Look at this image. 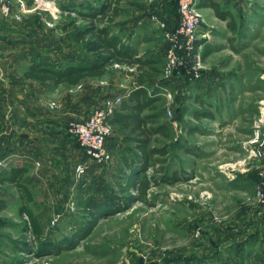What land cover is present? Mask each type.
I'll return each instance as SVG.
<instances>
[{
  "label": "rangeland",
  "instance_id": "rangeland-1",
  "mask_svg": "<svg viewBox=\"0 0 264 264\" xmlns=\"http://www.w3.org/2000/svg\"><path fill=\"white\" fill-rule=\"evenodd\" d=\"M29 1L12 0L10 13L0 12V138L7 137V149L16 148L17 116L22 108L25 118L34 122L44 114L47 118L48 113L62 126L67 122L64 128L73 136L68 127L72 119L87 117L104 99L130 87V78L116 66L104 77L87 79L78 86L23 79L22 73L31 64L92 59L88 45L77 44L74 32H63L61 27L76 16L74 9L87 11L89 5L102 0H33L32 5ZM176 6V0H122V15L114 22L113 31L129 42L138 22L152 15L163 20L175 13ZM78 23L87 24L81 19ZM148 39L141 50L150 51L153 42ZM259 44L252 43L248 53L238 59L250 64L247 69L235 70L238 75L247 72L248 79L236 82L231 98L219 88L224 85L201 82L198 87L211 90L203 94L204 104L197 105L195 86L190 83L195 80H149L151 93L163 84L173 96L171 104L166 100L162 117L170 134H157L153 142L169 153L158 156L161 162L155 169L165 167L170 174L177 171L182 180L162 181L164 173L149 168L148 174L156 175L160 182L140 197L136 191L123 190L130 171L108 174L103 165L86 158L79 146L81 157L57 163L45 178L36 177L34 170L24 177L34 196L29 205L44 228V233L35 237L27 216L20 214L22 200L17 187L2 181L12 165L8 161L0 174V200L7 203L0 210V264H225L229 255L247 264L249 252L264 259V202L256 196L261 163L250 156L248 144L253 120L259 114L258 103L264 98V92H257V85L251 83L254 75L264 70V52H260L264 39ZM164 57L158 64L161 69ZM207 68L206 64L204 71ZM242 86L246 90L240 92ZM17 94L26 97L18 100ZM103 95L106 97L101 99ZM193 109L208 111L212 117H202L196 124L198 130L190 134ZM41 111L46 113L39 115ZM243 111L247 112L242 115ZM80 164L86 166L82 176L77 172ZM92 196L102 199L107 207H122L121 211L101 216L76 246L39 255L41 242L70 239L83 229L90 216L85 203Z\"/></svg>",
  "mask_w": 264,
  "mask_h": 264
},
{
  "label": "trees",
  "instance_id": "trees-1",
  "mask_svg": "<svg viewBox=\"0 0 264 264\" xmlns=\"http://www.w3.org/2000/svg\"><path fill=\"white\" fill-rule=\"evenodd\" d=\"M121 2L122 0H102L98 5H89L87 11L74 9L73 12L76 16L71 17L72 15H69L71 21L61 27L63 32H74V42L88 45V52L93 57L92 59L64 64L62 62L61 64L51 62L31 64L22 73V78L40 83L51 82L56 86L61 84L78 86L87 79L104 77L116 65H119L126 75L132 76L134 88L130 95L134 101L130 103L127 100H123L122 105L128 109V112L125 113L116 109L111 118V123L112 125L121 124L138 137L139 162L138 164L137 162L134 163L135 167L128 175L127 183L124 185L123 190L125 192L136 191L142 197L160 182L156 175L148 174L149 168H154L155 172H163L164 178L161 179L162 181L176 182L183 178L177 171L172 174L167 173L168 170L165 167H157L155 169V166L161 162L158 156L164 157L169 153L166 147H158L153 144L156 140L155 136L157 134L168 136L170 127L168 123L162 121L164 110L166 109L165 97L158 95L162 92V87L158 86V92L150 93L147 84L150 79L164 78L163 69L158 67L157 61L153 58L140 56L136 48L132 47L121 35L113 31L114 22L122 15ZM28 4L32 5L33 0H30ZM169 16L174 18L172 22L167 19L162 21L165 22L167 28L176 27L179 22L177 6L175 13ZM79 19L86 21L87 24L78 23ZM180 78L184 79L185 77L181 76ZM105 97L106 95H103L100 98L104 99ZM160 101L162 102L161 105L156 104ZM196 102L201 105L205 101L201 95H198ZM92 110H89L88 116ZM146 110L147 112H145ZM193 115L196 119H200L202 116L212 117L210 112H203L198 109L194 111ZM65 125L67 126V122ZM1 138L0 158L5 157L10 151L1 146ZM77 144L81 147L78 141ZM81 148L83 149V147ZM85 155L86 158H89L86 151ZM28 170L27 167H12L2 181L11 182L17 187L22 200L19 210L20 214L27 216L33 235L40 237L44 233V228L40 219L29 205L34 200V196L31 189L24 182V177ZM6 205L5 200H0V210L4 209ZM85 206L90 216L83 229L75 233L70 239H62L59 242L51 243L41 242L37 249L39 255L54 254L63 249L76 246L79 240L85 238L94 229L101 216L118 213L122 208L120 206L107 207L102 199L94 196L87 199ZM32 250L34 252L36 248L34 247ZM225 264L240 263L233 255H229L225 259ZM247 264H264V259L253 252H249Z\"/></svg>",
  "mask_w": 264,
  "mask_h": 264
},
{
  "label": "crops",
  "instance_id": "crops-1",
  "mask_svg": "<svg viewBox=\"0 0 264 264\" xmlns=\"http://www.w3.org/2000/svg\"><path fill=\"white\" fill-rule=\"evenodd\" d=\"M198 7L204 18V24L200 30L199 44L202 49L204 64L205 66L207 64L209 69L207 68L203 72L202 78L190 82L192 86H195L193 87V100L197 105L199 103L196 102V97L198 95L204 97L203 94H208L211 90L210 87H198L201 82H207L208 85H224L219 88L223 89L225 97L231 98L236 89V82L239 80L242 84L248 79L247 72L242 71L238 75L235 70L238 67L243 70L250 67V64L243 63V61H240L241 59L238 62V59L242 57L241 55L248 53L252 43L257 42L259 46V43H262L264 39V0H198ZM166 19L172 22L174 18L169 16ZM160 21L162 20L155 15L142 19L134 30H130L132 37L128 42L137 49L140 56L153 58L157 61V64L166 56L167 48ZM145 34L148 37H145ZM146 38H149L148 41L153 42L150 51L141 50L140 48ZM253 39L255 40L253 41ZM260 52L262 53L264 50L260 49ZM127 77L130 78V87L121 94L125 95L124 100L133 103L134 99L131 97L130 92L134 88V81L132 76L127 75ZM29 81L32 82L33 80ZM226 82H228V86H225L227 85ZM251 83L257 85V92H264L263 69L260 73L254 75ZM245 90L246 88L243 86L240 88V92ZM25 97L17 94L18 100L25 99ZM197 105L195 106L198 108ZM22 109L18 113L17 121H24V123L20 125L19 122L16 125L17 132H19L16 136V148L6 149L8 143L5 140L7 137L3 138L1 142L4 149L10 150L5 157L12 163V165L10 164L11 168L27 167L32 173L34 170L36 177L42 179V177L45 178L43 175H46L50 168L54 167L56 169L57 163L61 165V163H65L66 159L81 157V148L77 144L76 138L67 133L64 128L65 125L62 126L54 116L52 117L48 113L46 118L44 114L46 112L41 111L39 115L44 114V117L34 122L25 118L23 112H26V110ZM117 109L125 113L128 112V109L122 104ZM195 110L193 109L190 112L193 121L188 128L190 134L198 130L196 124L199 120L202 117H207L194 118ZM246 112L243 111L242 115ZM20 133L23 135H20ZM107 146L112 159L103 167L108 169V174L122 170L131 172L135 167L134 163L137 162L138 164L140 157L137 148L138 137L121 124L113 125V133L108 137Z\"/></svg>",
  "mask_w": 264,
  "mask_h": 264
},
{
  "label": "built area",
  "instance_id": "built-area-1",
  "mask_svg": "<svg viewBox=\"0 0 264 264\" xmlns=\"http://www.w3.org/2000/svg\"><path fill=\"white\" fill-rule=\"evenodd\" d=\"M12 0H0V12L8 15L11 10ZM177 8L179 22L174 28H167L165 22L160 21L163 35L167 43L163 77H186L191 80L201 78L205 68L202 49L199 44L200 30L204 24L203 15L198 7V0H178ZM116 67H120L116 65ZM161 94L167 100V104L173 102V96L167 87L162 86ZM125 95L120 94L107 97L100 106L95 107L89 116L74 118L68 127L70 133L77 139L88 157L100 165L111 161L112 155L107 146L108 137L112 134L113 125L111 118L116 109L123 103ZM259 114L252 124V135L248 140L251 146L250 156L261 163L259 181L256 184V196L264 202V98L258 103ZM171 115V111L168 110ZM2 132L0 129V136ZM9 159L0 158V174L6 167ZM86 171V166L80 164L77 167L79 176ZM1 186V182H0Z\"/></svg>",
  "mask_w": 264,
  "mask_h": 264
}]
</instances>
